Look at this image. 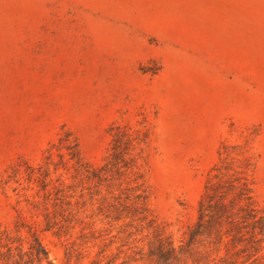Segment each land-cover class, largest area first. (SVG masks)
Segmentation results:
<instances>
[{"label":"rangeland","instance_id":"obj_1","mask_svg":"<svg viewBox=\"0 0 264 264\" xmlns=\"http://www.w3.org/2000/svg\"><path fill=\"white\" fill-rule=\"evenodd\" d=\"M117 127L142 140L119 170L106 164ZM66 134L85 175L44 168ZM233 145L264 216V0H0V230L13 246L37 236L52 264H192L160 260L155 234L184 241ZM135 178L154 227L132 216Z\"/></svg>","mask_w":264,"mask_h":264},{"label":"trees","instance_id":"obj_2","mask_svg":"<svg viewBox=\"0 0 264 264\" xmlns=\"http://www.w3.org/2000/svg\"><path fill=\"white\" fill-rule=\"evenodd\" d=\"M141 141L126 128L117 127L112 134L106 164L116 170L130 167L132 151ZM52 148L57 150L59 162L54 161ZM232 149L221 152L222 157L209 171L198 204L197 220L187 228L184 241L175 247L169 236L155 234L153 250L160 260H167L171 254L179 258L180 254L187 253L192 264H205L212 251L218 253L223 248L225 254L213 264H235L240 255L244 257L242 263L264 264L257 255L262 240L259 236L264 232V216L254 197L253 163L240 146L233 145ZM47 152L45 170L50 165L56 169L58 164L66 162H71L75 173L85 175L88 170L89 165L81 157L76 139L69 134L59 137L58 143L52 144ZM125 197L130 200L132 216L153 226L154 221L148 214L147 194L138 178L133 180L132 186L125 188ZM14 243V237L6 230H0V264H52L37 236L28 242L26 249L13 246ZM201 247L205 250H200Z\"/></svg>","mask_w":264,"mask_h":264}]
</instances>
